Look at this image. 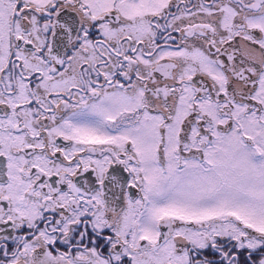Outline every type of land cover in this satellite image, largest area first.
<instances>
[{"label":"snow or ice","instance_id":"1","mask_svg":"<svg viewBox=\"0 0 264 264\" xmlns=\"http://www.w3.org/2000/svg\"><path fill=\"white\" fill-rule=\"evenodd\" d=\"M0 264H264V0H0Z\"/></svg>","mask_w":264,"mask_h":264}]
</instances>
